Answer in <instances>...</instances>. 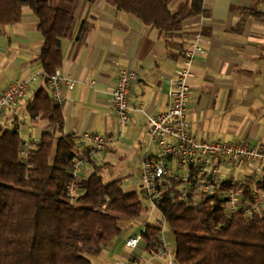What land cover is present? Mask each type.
Returning <instances> with one entry per match:
<instances>
[{
    "label": "crops",
    "instance_id": "0c3cea01",
    "mask_svg": "<svg viewBox=\"0 0 264 264\" xmlns=\"http://www.w3.org/2000/svg\"><path fill=\"white\" fill-rule=\"evenodd\" d=\"M186 1L169 0V6L177 10ZM252 2L203 0L204 12L185 17L179 29L163 33L108 0H77L74 34L62 40L58 67L74 81L72 89L64 83L60 86L63 133L74 136L89 131L108 139L103 150L85 157L80 175L98 167L104 180L121 179L127 192L142 195L139 172L147 141L145 116L166 108L167 78L175 75L196 34L201 50L189 77L191 131L210 139L246 140L264 146V19L247 16L242 28L235 29L240 17L237 7ZM257 8L264 12V1ZM82 21L90 24L83 39H77ZM42 43L37 17L28 7L23 8L20 21L0 25V90L27 72L42 70L36 59ZM122 66L137 71L130 85L131 109L125 125L111 107V92ZM42 79L31 82L26 97L3 109L0 116L1 123H16L25 145L35 143L46 127L45 120L31 119L25 110ZM74 140L75 151L82 155L87 142ZM241 168L240 176L253 177L254 167L244 164ZM260 176L264 178V170ZM142 214L140 230L132 229L136 217L120 220L121 232L92 255V260L96 264H130L134 256L147 255L144 238L134 249L125 245L127 237L142 232L153 221H146L145 212ZM169 244L174 247V237ZM165 258L155 256L147 264H167Z\"/></svg>",
    "mask_w": 264,
    "mask_h": 264
},
{
    "label": "trees",
    "instance_id": "16d2710c",
    "mask_svg": "<svg viewBox=\"0 0 264 264\" xmlns=\"http://www.w3.org/2000/svg\"><path fill=\"white\" fill-rule=\"evenodd\" d=\"M160 32L179 29L182 19L204 12L203 0H187L172 10L169 0H108ZM253 0L237 7L235 29L247 16L264 19ZM77 0H0V25L20 21L28 7L37 17L43 36L39 60L42 84L25 104L31 119L46 127L33 144L23 143L16 126H0V264H96L98 254L120 232V220L141 214L135 191L127 192L121 179L105 181L95 167L75 179L69 167L79 155L72 134L63 133L61 105L47 87V77L61 64L62 40L74 34ZM89 22L82 21L77 39ZM223 182L197 205L179 199L169 187L158 202L159 217L174 235L177 264H264V207L251 214L242 209L230 216L224 189H240L250 196V182ZM74 193H69L70 186ZM142 190V188H141ZM158 225L142 231L150 248L156 245Z\"/></svg>",
    "mask_w": 264,
    "mask_h": 264
},
{
    "label": "built area",
    "instance_id": "2783aa9c",
    "mask_svg": "<svg viewBox=\"0 0 264 264\" xmlns=\"http://www.w3.org/2000/svg\"><path fill=\"white\" fill-rule=\"evenodd\" d=\"M200 50L199 34H196L183 52L175 75L167 78L166 108L145 116L147 141L140 163L139 179L142 197L146 200V221L152 218L154 210L158 211V202L169 187L174 186L172 192L179 199L197 205L223 182L234 184L236 181L247 180L244 174L239 175L244 164L255 168L250 182V196L245 198L241 190L235 187L224 189L221 195L226 199V208L233 217L241 209L243 213L251 214L264 207V178L260 176L264 170V146L252 145L246 140L231 142L201 137L190 129L189 77L193 73L195 56ZM43 76V70H32L0 90V116L3 109L12 107L19 99L25 98L30 83ZM136 78L137 71L130 67L122 66L118 70L111 92V107L121 125L129 120L130 85ZM62 83L70 89L74 87L71 77L63 75L58 68L47 77L48 87L57 102L60 101ZM8 125L16 126V123L11 121ZM74 139L87 142L84 153L72 161L69 167L71 175L78 179L85 157L103 150L108 139L104 134L89 131L74 135ZM74 191V186L71 185L69 193L72 195ZM148 223L158 225L156 245L154 248L147 245L149 253L134 256L130 264H147L155 256L166 257L167 264H177L174 247L170 249L166 240L165 228L170 229L167 220L161 216ZM142 235L140 232L127 237L125 245L134 249L143 239Z\"/></svg>",
    "mask_w": 264,
    "mask_h": 264
},
{
    "label": "rangeland",
    "instance_id": "374dc122",
    "mask_svg": "<svg viewBox=\"0 0 264 264\" xmlns=\"http://www.w3.org/2000/svg\"><path fill=\"white\" fill-rule=\"evenodd\" d=\"M105 181H109V180H105ZM138 194H139V197H140V199L142 201V204H143V210H142L140 216H136V218H134L135 220H134V225H133L132 229L140 230V228L142 227V220L144 218V215L142 213H144L146 211V200H144V198L142 197V195L140 193H138ZM157 216H159V213H158L157 210H154L153 213H152V216H151L152 217L151 220H154V218L159 219ZM165 235H166L167 242L168 243H172L174 235H173L172 231H170V229L168 227L165 228ZM169 248L172 249V246L170 245ZM165 259H166V262H167V258H165Z\"/></svg>",
    "mask_w": 264,
    "mask_h": 264
}]
</instances>
